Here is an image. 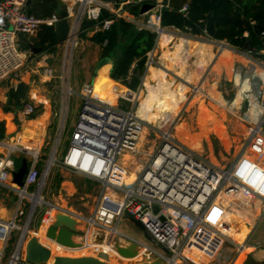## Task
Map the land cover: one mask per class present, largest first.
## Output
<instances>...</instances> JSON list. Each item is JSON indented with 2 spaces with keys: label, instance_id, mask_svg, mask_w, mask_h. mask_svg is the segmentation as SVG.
Here are the masks:
<instances>
[{
  "label": "built area",
  "instance_id": "obj_1",
  "mask_svg": "<svg viewBox=\"0 0 264 264\" xmlns=\"http://www.w3.org/2000/svg\"><path fill=\"white\" fill-rule=\"evenodd\" d=\"M60 1L66 8L70 22L68 37L60 46L65 60L78 46L79 36L84 30L83 22L99 21L101 10L110 9L114 3L103 0ZM134 1L143 4L153 0ZM26 2L27 0H0V83L5 80L14 81L11 87L13 90L16 89L30 56L27 47H20L18 36L33 35L40 25L54 26L59 21L56 13L49 17H36L26 13ZM187 8V3H184L179 12L186 15ZM154 9L144 25L160 35L164 29L160 23L162 2L156 0ZM111 23L112 20L105 19L92 29L94 32L107 29ZM258 36L261 44L259 53L264 54V31H260ZM153 62L150 50L146 54L145 67ZM37 72L48 80L53 78L51 67L41 66ZM130 79L131 71L125 77L127 82ZM262 84L264 85V78ZM260 89L263 90V86L259 87L256 98L247 96L249 110L251 107L256 110L258 107L262 108L257 111L254 121H250L245 115L248 129L246 149L251 150V153L246 150L229 167L222 169L206 162L171 134L163 133L152 151L147 153V158L134 179L127 181L129 172L123 162L124 156L137 150L144 122L133 108L125 110L119 106L120 100L126 102L127 99L118 96L112 102L95 91L93 82H84L77 93L81 102L66 149L56 159L55 142L41 171L37 151H28L31 159L23 188L11 183V171L16 168L12 157L20 148L0 139V186L9 187L20 195L12 218L9 221L0 219L3 230L0 233V264H32L25 258L26 242L29 236L38 238L37 234L42 230L45 237V232L54 222L57 213L69 215L77 221L76 235H81L83 239L79 243L87 241L86 237L95 231L104 235L105 243L115 253L116 246L121 244L113 241L112 237L114 234H123L118 231L114 233L111 228L115 227V221L125 215L132 216L143 225L152 242L159 247L157 250L143 241L135 240L140 247L138 253L125 259L136 264L151 261L162 264H199L204 259L217 257L224 241L228 240L226 231H230L232 227L228 220L232 207L259 200L263 203L264 210V133L260 129L264 122V96L262 97ZM68 92L73 91L68 89ZM260 96L261 100L258 101ZM18 112L24 119H29L35 108L26 101ZM259 138L262 139L261 142ZM51 165L99 183L100 190L88 217L45 199L43 189L46 188ZM220 193L222 201L224 196L229 199L225 203L217 202L216 218L211 219L210 211L215 210L212 208ZM26 197L30 198L31 207L27 215H24L22 201ZM36 199L39 202L34 204ZM38 206L40 210L36 212ZM154 207H157V211H154ZM13 231H17V239L5 256ZM46 240L55 245L52 249L57 250V246L67 248L50 239ZM243 246L239 244L237 251L241 252ZM43 264L54 263L49 260Z\"/></svg>",
  "mask_w": 264,
  "mask_h": 264
},
{
  "label": "rangeland",
  "instance_id": "obj_2",
  "mask_svg": "<svg viewBox=\"0 0 264 264\" xmlns=\"http://www.w3.org/2000/svg\"><path fill=\"white\" fill-rule=\"evenodd\" d=\"M179 1H176V3H179ZM107 10L117 14L120 12V6L115 7L112 5ZM86 38L80 35L78 46L75 48L74 53L71 56H66L65 60L62 58L59 63H56L57 67L53 72V78L49 80L46 78L51 87L50 100L53 109L60 114V104L58 105V103L62 100L63 110L61 111V115H52L50 117L49 124H47V128L43 133L38 147L26 146V142H13V146L20 148V150L14 152V156L12 157L16 167L23 158L28 163L30 162L31 155L25 147L32 148L33 150L36 149L40 171L53 151L55 142L57 143L56 152L54 153L56 159L67 147L70 122L74 117V111L77 107L79 108L81 102L77 93L84 82L95 80L96 73L98 72L97 64L100 60L104 59L100 58L101 47L96 44L90 45L86 42ZM127 38L124 37L123 39L126 40ZM125 44H119L118 53L124 49ZM19 45L21 48H25L24 45ZM27 65H30L29 59L26 61L25 66ZM189 70L191 74L193 73V76L189 79L184 91L155 92L157 96H164L162 98L164 106L158 107L157 98H152L150 101L149 117L142 116L139 112V107L142 100L146 97L151 98L152 94H154L152 86L147 85L146 88H137L135 91H132L136 94V97H131L129 101L125 98L127 99L126 102L119 101V106L122 109L130 110L133 108L137 116L144 122L143 134H141L137 150L123 161L129 172L126 177L127 181L133 180L134 175L145 162L147 153L152 151L163 133L171 134L180 144L193 151L206 162L222 169L229 167L246 150L248 153H251V150L246 149L248 146V129L245 115H247L250 121H254L255 117L248 114L249 105L246 100V95L248 92L256 93L260 86L264 88V85L259 80V77L262 76V71L257 69L255 63H247L246 65L236 64L232 73L234 74L233 77H230V75L226 76L222 73L216 76V72L211 71L209 67L204 69L203 72L201 71L202 73L194 71L192 68ZM113 81L127 88L120 82ZM68 89H71L73 92H68ZM107 98L110 100L108 96ZM3 99L6 100L3 101ZM7 99V94L6 96H0V106L2 104L4 105ZM257 100L260 101L261 97ZM175 101L178 102L176 106L173 103ZM258 108L256 112L262 110L261 107ZM166 119L169 120L164 123ZM160 122L162 123L161 126L159 124ZM57 129L60 130V136L57 133ZM260 129L264 133V122L261 123ZM261 141L262 139L259 138V142ZM99 190L100 185L98 182L59 166L51 165L43 194L49 202L59 204L79 215L88 217L94 208ZM19 200L20 195L18 192L9 187L0 186V219L9 221L14 215ZM255 203L259 209L257 208V211H254L253 215L247 214V216L244 213L245 211H242L245 221L247 218V222L251 224L247 226L250 230L249 242H254V235L256 236L258 232H261L264 236V221L256 226L261 218L262 205L258 201H255ZM22 207L24 215H27L31 207L30 198L26 197L23 199ZM38 210H40L39 206L36 208V212ZM254 224L256 226L255 229L254 227L251 228ZM239 225V222L234 223V225L232 224V228L235 231L234 234L240 232ZM114 226L119 233L134 240L143 241L152 248L159 249L153 242L147 241L141 231L128 219L122 217L118 221H115ZM31 227H33L32 224ZM252 232L253 234L251 235ZM245 234L242 235V238L239 236L238 242L242 243L243 240H247L249 235L247 234L246 237ZM17 235V231L12 232L8 243L9 247L4 253L5 256L15 243ZM123 235L114 234L112 237L113 241H118L119 244L126 243L127 238ZM82 240V237L76 239L77 242H81ZM104 240V235L95 231L91 236L88 235L87 238V241L95 245L103 244ZM236 245L229 240H225L217 257L211 260L204 259L199 264H235L237 258L240 256L244 257L242 264H264V237L261 242L255 244V250L253 252L249 251L252 249L249 244V246L246 245L247 248L242 253L237 251ZM93 248L99 250L98 247ZM85 255L98 257L110 264H136L135 262H124L118 253L115 255L111 251L102 256H99L96 251L94 255ZM79 256L82 255L70 257ZM4 262L5 259L3 260Z\"/></svg>",
  "mask_w": 264,
  "mask_h": 264
},
{
  "label": "crops",
  "instance_id": "obj_3",
  "mask_svg": "<svg viewBox=\"0 0 264 264\" xmlns=\"http://www.w3.org/2000/svg\"><path fill=\"white\" fill-rule=\"evenodd\" d=\"M132 1L134 0H126L124 3L121 2V4L119 5L121 13L120 12L117 13L116 16L130 23L133 29L135 30H140V29L150 30L145 27L144 23L147 17L151 15L152 12L155 11V9L145 14L139 13L138 16H133L129 14L128 12L121 10V8L123 7L125 3L132 2ZM159 1L162 2L163 0H159ZM176 1H179V0H167V5L168 4L175 5V6L178 5L177 8L180 9L183 6V4L186 3V2H181L182 0H180L179 3H176ZM37 33L38 31L35 34L30 35V36L19 35L18 36L19 44L24 45V47L28 48L27 42H29L34 47H40ZM93 34H94V31L91 27L85 32L83 30V34L81 36L87 37L86 42L89 43L90 45L96 44L100 47L99 44L91 41V37ZM247 35L248 33L245 32L244 36H247ZM123 38L120 39L118 45L116 46L114 50L115 56H113V58L109 57L112 61L114 57L119 56L121 52L123 51L121 50V52L118 53L117 50L119 49L118 48L119 44L122 43L124 45L126 43L125 44V47H126L130 41L129 38H127L126 40H124ZM246 45H249V43H247ZM246 45H245V48L240 49L238 47L232 46L225 40H217V39L209 37L206 34L192 33L188 29L180 30V29H177L171 26L164 27L163 32L160 35H156L154 46L151 49L153 53L154 62L150 66L144 68L143 74L140 78V82L137 88H140V89L142 87L146 88L147 85L152 86V88L154 89V91L152 90L154 92V95L156 91H175V92L184 91L185 90L184 88H186L188 85L189 79L193 76V73L191 74L189 70L190 68L200 73L201 71L203 72L204 69L209 67L211 71L216 72L215 73L216 76H219L222 73V74H225L226 76L230 75V77H233L234 74L232 73L234 71V66L236 64L246 65L247 63L249 64L255 63L257 69L262 71V76L259 77V80L262 83L263 78H264L263 77L264 76V58H260L257 56L261 54L259 53V50L257 52L256 51L254 52L250 49V45L248 49L246 48ZM101 51H102V48H101ZM261 55H264V54H261ZM62 58H63V53L59 45H57V48L54 50V52H48L42 49V52L39 55L35 56L34 58H31L29 56L30 65L29 66L27 65L23 68L19 82H22L27 85V90L25 93V100L34 105L35 112L32 115L34 116V118L31 119L32 116L29 119H24L23 117H21L18 112V109L20 107H16L14 110H11V111L8 109L4 111V107H3L4 105L2 104L0 106V120L4 121V126H5V137L3 138V140L8 141L10 143H13L15 141H18V142L21 141L22 143L25 142V139L12 140L6 136L8 121H13L15 124V127H17L19 130H23L24 126L28 124L30 121H33L34 123V121L38 119H42L43 121L40 124V128L38 131L44 133L47 128V124H49L50 117L52 115H61V111L63 110L62 100H60V103H58V105L60 104L59 106L60 114H58V112L53 109V105L50 100L51 99L50 98L51 87H50L49 81L46 80L45 76L37 72V70L41 68V66H48V67H51L54 72L57 67L56 63H59ZM100 58L102 59L101 53H100ZM99 62L97 64V69L100 73H102V75L105 76V82H106L105 93L110 92L111 90H117L120 93V95L125 94L133 98L136 97V94H134L132 90L120 86L118 83L114 82L113 80L109 78L110 69H111V65L109 63H105L104 65L99 67L98 66ZM106 65H108V67H106ZM103 66L105 67L102 68ZM97 74L98 72L96 73V75ZM90 82H94V81H90ZM14 83H15L14 81H9V80H5L1 82L0 83V96H6V94L8 95V92L13 89L11 87L14 85ZM260 90L263 93L262 94V97H263L264 88L263 90L262 89ZM257 93H258L257 91L256 93L248 92L246 95V100H247L248 95H250V97L252 98H256ZM156 98L157 100L159 99L157 95L155 96V99ZM4 100L6 99H3V101ZM111 101L114 102L115 98L112 99ZM140 108H141V105L139 109ZM78 112H79V108L77 107V109L74 111V117L72 118L70 122L71 124L69 126L70 128L69 138H70V134L72 131V127L77 118ZM248 112H249L248 114H251V116L253 117L257 115L255 108L251 107V109L248 110ZM60 124H58V126H60ZM30 127H33V125ZM57 133L60 136V130H58ZM69 138H68V142H69ZM26 144H25L26 146L31 147L27 142ZM63 152L59 154L57 159L61 157ZM133 174H135V172H133ZM255 201H258L262 205V210L260 213L261 218L259 222L256 224L257 226L259 223L264 221V210H263V203L259 200H255ZM255 201H252L247 205H239L236 207L233 206L230 212V214H234L236 211H238L239 213L238 217L240 221L242 222L244 221L243 224L247 229H248L247 226H250L251 224L247 222V218L245 221V217L242 215V211H245L244 213L246 215L247 214L253 215L254 214L253 212L257 211V208H258ZM228 220H229V217H228ZM230 223L232 225V222ZM256 226L254 224V226H252L251 228L254 227L255 229ZM253 232L251 233V235L253 234ZM249 233H250V230L248 229L245 236L247 237V234L249 235ZM254 237H255L254 242H249L250 235L248 236L247 240L242 241L243 244H240V245L243 246L245 243V247L243 246L244 247L243 249H246L247 248L246 245L249 244L250 248H252L249 251L253 252L255 250V244L261 242L264 236L261 232H258L256 236L254 235ZM77 238H81V237H79V235H75L73 237L74 241H76ZM87 238L88 236L86 237V239ZM226 238L230 242L235 243V245L237 244L236 246H238V244L240 243L238 242V238L235 236L233 237L227 236Z\"/></svg>",
  "mask_w": 264,
  "mask_h": 264
},
{
  "label": "trees",
  "instance_id": "obj_4",
  "mask_svg": "<svg viewBox=\"0 0 264 264\" xmlns=\"http://www.w3.org/2000/svg\"><path fill=\"white\" fill-rule=\"evenodd\" d=\"M114 3V6H119L120 0H103ZM188 5L186 15L179 12L178 5H167V0H163V10L161 11L160 23L164 27H175L180 30L188 29L192 33L203 32L206 24V17L209 13L213 15L215 25V37L217 40H225L232 46L240 49L245 48L249 43L252 51H258L261 47L259 40L260 31H264V0H182ZM142 3L132 1L125 3L121 10L128 12L133 16L139 15V10ZM60 0H30L25 5L24 10L28 14L36 17H49L57 13L62 8ZM108 19L112 23L107 29L96 30L91 37V41L100 45L102 48L101 57L115 56L114 50L119 41L123 37L130 39L128 45L123 49L121 54L114 57L113 64L110 69V78L118 81L132 91H135L139 85L140 78L143 74L146 62V54L152 49L155 43L156 34L147 29L135 30L132 25L122 18H118L115 13L102 9L99 21H87L82 24L84 32L96 24H101V21ZM247 32L248 35L244 36ZM83 32L81 33V35ZM38 40L40 47L44 51L54 52L57 48V39L53 25H40L38 29ZM264 58V55H257ZM108 67V65H106ZM131 71V79L129 82L125 80L128 72ZM27 85L19 82L15 90L8 92V100L4 104L5 110H14L16 107H21L25 100ZM154 91V89H153ZM182 92V91H179ZM106 95L112 99L122 96L131 99L129 95L122 94L117 90L106 92ZM156 94H152L151 98L146 97L141 102V107L145 109L144 117H149L150 101L155 99ZM164 97V96H163ZM158 99L157 106H164L162 98ZM174 106L178 102H173ZM34 116L31 117V119ZM166 119L164 123L168 122ZM161 126V122L159 123ZM33 121H30L24 126L30 127ZM43 132L33 130L25 136V142L31 147H38ZM5 137L4 121L0 120V139Z\"/></svg>",
  "mask_w": 264,
  "mask_h": 264
},
{
  "label": "water",
  "instance_id": "obj_5",
  "mask_svg": "<svg viewBox=\"0 0 264 264\" xmlns=\"http://www.w3.org/2000/svg\"><path fill=\"white\" fill-rule=\"evenodd\" d=\"M30 0H27L26 4L29 3ZM124 3L126 0H120ZM156 4V0H153L149 3H143L140 7L139 13L145 14L151 10H153ZM165 10V9H163ZM56 16L58 18V22L54 25V32L57 39V44L62 46L66 41L69 31H70V22L67 19V12L65 6L60 9ZM215 25L213 20V15L209 13L206 17V24L204 31L202 34H206L211 38L215 37ZM27 46L30 49V57L34 58L42 52L41 47H34L31 43L27 42ZM246 48H249V45H246ZM105 63H109L111 66L113 61L106 57L99 62V67L104 65ZM24 130H19L15 127L13 121H8L7 123V132L6 136L9 139L16 140L21 138L24 133ZM28 170V162L26 159H22L20 164L11 171V183L18 188L24 187L25 175ZM154 211H157V207H154ZM126 219H128L132 224L141 231L143 237L152 242L151 237L145 231L143 225L133 218L132 216L125 215ZM77 221L69 215L63 213H57L55 215V220L50 227L47 228L45 232V237L50 239L51 241L59 244L63 247L67 248H77L81 246V243L74 241L73 237L77 234L76 230ZM2 228L0 227V233L2 232ZM117 253L123 258H131L135 256L139 251V245L134 239H127V242L121 245H117ZM25 258L28 262L32 264H43L47 261H52L54 264H110L98 257H91L82 255L79 257H70L63 254L58 253L55 249L53 250L50 245L44 244L40 241L39 238L35 236H29L26 245H25ZM139 264H162L159 261H151Z\"/></svg>",
  "mask_w": 264,
  "mask_h": 264
},
{
  "label": "bare ground",
  "instance_id": "obj_6",
  "mask_svg": "<svg viewBox=\"0 0 264 264\" xmlns=\"http://www.w3.org/2000/svg\"><path fill=\"white\" fill-rule=\"evenodd\" d=\"M224 48V47H223ZM226 48V47H225ZM105 66H103L102 68H104ZM101 68V69H102ZM93 85H94V88H95V91L96 92H98V93H100V95H102V97H107V95H106V93H105V85H106V82H105V76L104 75H102V73H100L99 71H98V74H97V76H96V78H95V80H94V82H93ZM158 98H161V97H163V96H157ZM108 99V98H107ZM113 102V101H112ZM139 112L141 113V115L142 116H144L145 115V109L143 108V107H141L140 109H139ZM42 119H38V120H36V121H34V123H33V127H25L24 129V133L23 134H21V135H23L21 138H18L17 140H23L24 138H25V136L30 132V131H32V130H39V128H40V124L42 123ZM25 149H27L28 151H30V152H34V151H36V149L35 150H33L32 148H26L25 147ZM128 156H131L130 154H126L125 156H124V159L126 158V157H128ZM22 195H23V193H21ZM218 197V196H217ZM216 197V202H215V206H214V208H212V209H215V210H212V211H210V217H211V219H214V218H216V204H217V202H221V203H223V201H224V203H225V201L227 202V200L229 199L228 197H225L224 196V200L222 201V198H223V196H222V194L220 193L219 194V197L217 198ZM37 202H39V199H36V200H34V204L35 203H37ZM235 213H237V214H235ZM234 214H229L228 215V217H229V221L230 222H232V224H234V222H239V226H240V232L239 233H237L238 234V236H237V234H234L235 233V231H234V229L233 228H231V230L229 231V229H227V231H226V237L228 236V237H233V236H235V237H237V238H239V236L242 238V235L243 234H245V233H247V228L244 226V224H243V222L242 221H238L239 220V217H238V215H239V213H238V211H236ZM238 218V219H237ZM43 231V230H42ZM42 231H41V233H38L37 235H38V238L40 239V241L42 242V243H44V244H48V245H50V247L51 248H53V247H55V245L53 244V243H51L50 241H47L46 240V238L44 237V235H43V233H42ZM111 231L112 232H114V233H118V232H116L117 230H116V228L115 227H112L111 228ZM225 232V231H224ZM227 233H229V235L227 234ZM122 234V233H121ZM227 239V238H226ZM241 243V242H240ZM241 244H243V243H241ZM93 247H98L99 248V250L97 251V250H95V248H93ZM242 250H241V253L244 251V249L243 248H241ZM53 250H55V249H53ZM57 250H58V253H60V254H66L67 256H74V255H85V254H89V255H94V253H95V251L97 252V254L99 255V256H102V255H106V254H108L110 251H111V253H113V254H117V252L115 253V251L113 250H111L110 248H109V245L108 244H106L105 243V241L103 242V244H100V245H95V244H93L92 242H89V241H85V242H82V244H81V246L80 247H77V248H62V247H59V246H57ZM105 250V251H104ZM124 262H130L131 260H128V259H125V258H123L122 259ZM244 261V257L243 256H240V257H238L237 258V260H236V262H235V264H242V262Z\"/></svg>",
  "mask_w": 264,
  "mask_h": 264
}]
</instances>
